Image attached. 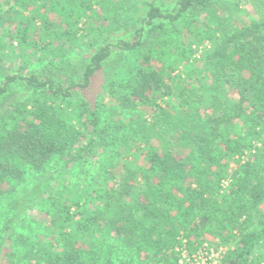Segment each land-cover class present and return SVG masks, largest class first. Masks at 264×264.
<instances>
[{
  "label": "trees",
  "instance_id": "trees-1",
  "mask_svg": "<svg viewBox=\"0 0 264 264\" xmlns=\"http://www.w3.org/2000/svg\"><path fill=\"white\" fill-rule=\"evenodd\" d=\"M12 1L25 13L3 34L27 48H50L77 75L64 83L35 73L5 75L0 197L25 165L40 171L53 156L86 162L117 146L99 103L77 96L111 55L104 33L115 29L123 2L141 12V24L132 41L116 42L123 52L138 51L137 65L117 84L118 103L148 116L133 146L138 163L125 160L121 174L113 175L115 186L94 191L87 201L98 205L63 207L55 234L33 243L17 237L24 255L16 258L4 248L0 264H14L13 258L23 264H112L100 260L92 238L84 245L83 236L93 231L126 241L129 258L117 264H182L186 256L194 262L205 242L234 243L218 264H260L255 253L264 242V219L249 227L252 210L264 203V0H243L260 10L245 22L234 17L240 0H177L173 11L161 10L155 0ZM79 37L87 50L73 57L70 48ZM12 84L26 95L4 107ZM173 85L181 109L158 101ZM203 120L206 132L196 125Z\"/></svg>",
  "mask_w": 264,
  "mask_h": 264
},
{
  "label": "rangeland",
  "instance_id": "rangeland-1",
  "mask_svg": "<svg viewBox=\"0 0 264 264\" xmlns=\"http://www.w3.org/2000/svg\"><path fill=\"white\" fill-rule=\"evenodd\" d=\"M223 1L228 4L234 3V0ZM240 1L243 4L234 11V17L245 22L259 15L260 10L256 9L253 2ZM155 2L161 10L173 11L177 0H155ZM20 13L24 14L25 11L14 5L12 0L0 1V19H2L0 21V84L3 83L7 74L25 76L35 73L41 78L52 77L63 83L72 75H77V73L74 74V68L56 58L57 56L50 51V48L39 45L27 48L19 44L17 40H11L3 34L6 30L14 29L16 22L21 19ZM140 17L141 12H136L135 6H128L126 2L121 4L117 13L118 20L114 24L115 29L110 33H104L110 44L111 55L101 69L93 75L89 86L80 91L77 96L84 98L90 104L99 103L101 116L111 122L110 133L113 134L117 146L112 145L102 153H95L86 162L79 160L68 163L66 157L53 156L40 171L25 165L21 177L13 181L9 190L0 197V250L4 251L6 248L13 251L16 258H21L25 247L20 243L15 244L17 237L21 236L29 243L51 237L58 230L59 212L63 207L70 205V211L76 208L93 210L98 205L97 202L93 200L88 202L87 199L94 194V191L114 187L117 180L113 178V175L121 174L125 160L138 163L133 146L140 139L148 111L134 112L121 108L117 97L121 92L117 84L130 76L137 65L138 51L123 52L116 46V42L121 39L129 41L134 39V30L141 24ZM30 37L33 38V36ZM204 46L209 47L210 43L205 41ZM86 50L84 39L79 37L77 44L70 48V53L73 57H78ZM74 63L77 62L74 61ZM74 63L71 64L74 65ZM181 81L178 79L179 84L182 83ZM111 85L114 91H110ZM171 88V93L160 96L158 101L161 104L165 101L181 109L183 104L178 96V88L174 85ZM8 90L3 98L4 107L21 100L26 95V90L20 84H12ZM196 125L202 131H208L209 125L204 123V120L196 122ZM124 147L132 148V151H127ZM230 167L235 169V158L230 160ZM10 218L15 220L12 224L9 222ZM259 219H264V203L252 210L249 229L258 228ZM7 224H11L10 229L6 228ZM78 235L83 236L80 233ZM4 238L5 241L2 242ZM83 238V243L87 247L90 244V238L96 244L98 243L102 262L108 258L112 264H117L119 258H129L130 249L123 238L108 236L107 233L99 231H93L91 237L83 236ZM233 245L234 243L223 245L205 242L202 248L192 255L193 261L198 264L208 262L218 264ZM255 256L260 264H263L264 242L257 249ZM16 258L12 259L14 264H23V259H19L20 263H17ZM187 259L186 256L185 260ZM185 260L181 263L188 264Z\"/></svg>",
  "mask_w": 264,
  "mask_h": 264
},
{
  "label": "built area",
  "instance_id": "built-area-1",
  "mask_svg": "<svg viewBox=\"0 0 264 264\" xmlns=\"http://www.w3.org/2000/svg\"><path fill=\"white\" fill-rule=\"evenodd\" d=\"M188 264H198V263H196V262L194 261V262H188ZM206 264H212V263L208 262V263H206Z\"/></svg>",
  "mask_w": 264,
  "mask_h": 264
}]
</instances>
